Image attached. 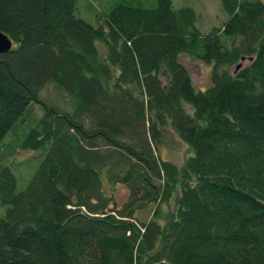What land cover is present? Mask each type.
<instances>
[{
    "label": "trees",
    "instance_id": "1",
    "mask_svg": "<svg viewBox=\"0 0 264 264\" xmlns=\"http://www.w3.org/2000/svg\"><path fill=\"white\" fill-rule=\"evenodd\" d=\"M220 3L202 32L172 0H119L96 26L77 0H0V142L31 115L14 144L40 157L20 189L0 162V264H264V2ZM182 55L212 64L205 90ZM167 123L181 166L159 154Z\"/></svg>",
    "mask_w": 264,
    "mask_h": 264
},
{
    "label": "rangeland",
    "instance_id": "2",
    "mask_svg": "<svg viewBox=\"0 0 264 264\" xmlns=\"http://www.w3.org/2000/svg\"><path fill=\"white\" fill-rule=\"evenodd\" d=\"M119 0H77V11L78 16L83 18L88 23L96 26L99 23L100 16H103L105 12H108L110 8ZM133 4L140 5L143 7H153L156 4V0H131ZM264 2V0H262ZM172 6L174 9L181 7H191L194 9L197 20L196 26L202 32H208L214 27H220L223 22L226 21L227 15L223 12L221 8L220 0H172ZM224 40H226L223 37ZM180 61L188 68L193 84L196 89L205 90L210 84V72L212 69V64H207L202 61H198L189 55H182ZM247 59L243 60L242 63H247ZM234 69V68H233ZM232 69V70H233ZM53 83V82H52ZM55 92L51 85L45 87L41 93H39L42 100L46 103H57L69 110L72 103L66 94L59 92L56 95V101L54 94ZM49 95V96H47ZM47 96V98H45ZM45 98V99H44ZM73 101H75L73 99ZM38 106V107H37ZM190 111V108L187 107ZM42 106L39 104L33 106L32 114L37 116V114L42 113ZM40 111V112H39ZM39 114V115H40ZM27 121L25 124L17 125L19 128L10 130L5 137L0 142V162L1 164H9L12 168L16 179L18 188H23L36 168L38 167L40 157L34 158V153L28 150H24L14 144L15 135L17 134V140L20 141L28 128L34 125V121L31 120V115L26 116ZM162 143L159 147V154L165 160H168L177 166H181L184 161L190 157L191 151L188 146L182 142L178 136L171 129L170 125L167 123L162 128ZM14 144L13 150L12 146ZM6 151H10L9 155ZM32 159V160H31ZM114 200L117 206L121 205L127 195V189L121 185L117 184L113 186ZM163 209H165L163 207ZM150 215L149 210L139 212L141 218L148 217Z\"/></svg>",
    "mask_w": 264,
    "mask_h": 264
},
{
    "label": "water",
    "instance_id": "3",
    "mask_svg": "<svg viewBox=\"0 0 264 264\" xmlns=\"http://www.w3.org/2000/svg\"><path fill=\"white\" fill-rule=\"evenodd\" d=\"M12 40L3 32L0 31V54L6 53L12 48ZM240 67V64L236 66V69Z\"/></svg>",
    "mask_w": 264,
    "mask_h": 264
}]
</instances>
